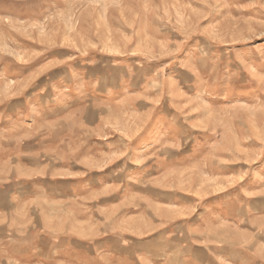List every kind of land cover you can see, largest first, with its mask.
I'll use <instances>...</instances> for the list:
<instances>
[{"label":"rangeland","instance_id":"obj_1","mask_svg":"<svg viewBox=\"0 0 264 264\" xmlns=\"http://www.w3.org/2000/svg\"><path fill=\"white\" fill-rule=\"evenodd\" d=\"M0 189V264H264V0H0Z\"/></svg>","mask_w":264,"mask_h":264},{"label":"crops","instance_id":"obj_2","mask_svg":"<svg viewBox=\"0 0 264 264\" xmlns=\"http://www.w3.org/2000/svg\"><path fill=\"white\" fill-rule=\"evenodd\" d=\"M89 112H91V109L86 112V115L89 114ZM103 153H106V151H103ZM7 193V190L0 189L1 208H3L5 204V196ZM250 205L251 208L256 211L258 205H264V199L256 197L252 200ZM31 223H33V221H29V225ZM176 225L180 228L182 226V224ZM185 233H188V235L186 236ZM167 244L164 251L160 253L159 259L154 256L155 254L152 251H142V253L138 254V264H212L213 258L222 259L224 257L228 258L233 263L236 262V264H261L260 258L255 256L252 252L248 254L243 246L230 248L229 254L226 255L217 254L213 250V245H211L209 240L205 239V237L204 239L201 237V240H197L195 234L189 233L188 230L184 229L178 231L175 228ZM124 260H126V263L123 264H131L129 259Z\"/></svg>","mask_w":264,"mask_h":264}]
</instances>
